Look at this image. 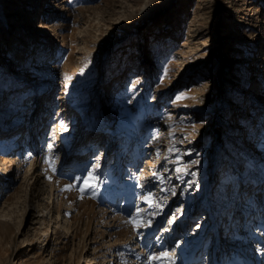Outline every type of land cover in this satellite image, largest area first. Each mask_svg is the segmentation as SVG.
Wrapping results in <instances>:
<instances>
[{"label":"rangeland","instance_id":"rangeland-1","mask_svg":"<svg viewBox=\"0 0 264 264\" xmlns=\"http://www.w3.org/2000/svg\"><path fill=\"white\" fill-rule=\"evenodd\" d=\"M3 21L35 72L0 78L14 80L0 85V114L17 105L25 120L10 133L20 149L0 150V264H28L42 246L39 264H264V0H0V70ZM58 128L66 141L44 169ZM97 163L94 192L66 190Z\"/></svg>","mask_w":264,"mask_h":264},{"label":"bare ground","instance_id":"bare-ground-1","mask_svg":"<svg viewBox=\"0 0 264 264\" xmlns=\"http://www.w3.org/2000/svg\"><path fill=\"white\" fill-rule=\"evenodd\" d=\"M71 2V1H70ZM72 3V2H71ZM6 16V15H5ZM4 17V16H3ZM14 20H16V19H14ZM4 22V24H3V27H2V29H3V34H2V48H1V58H2V62H3V65H2V69L0 70V78H1V76H6V77H10V76H12V74H8L9 73V71L11 70V71H15V74H16V76H12L11 78H17V75H18V77H20V78H23L24 79V81L25 80H27V76L28 75H30L31 77H33L34 76V72H35V69H32V67H31V61L33 60V56H30V55H26V56H28V57H24V50H23V48H21V47H18V46H16L15 44H14V41L13 42H4V39H6V38H9V34H10V27H11V24L9 23V22H7V21H3ZM18 28V27H17ZM19 32H20V29L18 28V30H17V33L19 34ZM16 39H19L18 38V36L16 35ZM23 54V55H22ZM19 55H22L21 56V61H19L18 60V56ZM18 61V63H16ZM18 65V70L16 69V67H17V65ZM6 73V74H5ZM19 74H20V76H19ZM140 76L139 75H137V74H135V73H133L131 76H129L128 78H127V80H129L130 81V85H129V87L130 88H132V89H134V88H139L140 87ZM145 80V79H144ZM11 81H14V80H12V79H9L8 80V84L7 85H4V84H0L1 85V89L2 90H5V87H8V86H10V84H11ZM116 85H120V82L119 81H116L115 82V86ZM34 91H35V96L36 95H38V97L40 98V96L43 94V92L44 91H46V89L45 90H42V88H38V87H34ZM139 95V94H138ZM257 100V99H256ZM256 105H259V104H256ZM17 106V105H16ZM15 105L13 106L14 107V109H9L8 111H7V114H9L8 116H9V118L8 119H5L4 117H3V114H0V118H3L5 121H4V123H1V125H2V127L0 128V131H4V132H2L1 133V135H0V138H6L4 141H2V142H0V150H5L4 148H5V146L7 145V143L10 145V147H9V149L10 150H17V149H20V145L19 144H21V143H19V140L21 139V137L23 136L22 134V136L19 138L18 137V139H17V133L16 134H10V133H13V130H20V128L22 127V125H23V123H24V119H23V114H20L18 111H17V107H16ZM12 107V106H11ZM31 107V106H30ZM233 110H241L240 109V107L239 106H237L236 105V107L233 109ZM122 110H120V112H121ZM108 123V124H107ZM106 124H102L101 123V125L100 124H98V125H96L95 126V129H91V131H100V129H101V131H103L104 130V132L109 128V126L111 125V123L112 122H107ZM43 130V129H42ZM54 130V129H53ZM110 133H111V135H112V138L113 137H117L118 135H119V132L117 131V128H112V129H109L108 130ZM53 132V131H52ZM10 134V135H9ZM52 138V140L50 141L51 143H50V145H48V146H45L44 145V147H46L45 149V151H46V153H44V155H43V164H44V166H42V167H44V169H45V167H47L48 166V162H49V157H50V155H51V152L53 151V148H54V144L53 143H55V142H57V143H60V142H63V143H65V138L63 137V135L61 134V129H57L55 132H54V134H53V136L51 137ZM126 139H127V141L130 139V136L126 133V137H125ZM27 139V138H26ZM29 139V145L27 146V149H26V156H27V158L28 159H26L27 161V164L26 165H28L29 164V167L30 168H28V169H31V168H33L34 166H35V162H34V160H35V158H37L36 157V155L38 154V152H39V150H37V147L35 146V134H34V137H33V133H32V135L28 138ZM24 140V139H23ZM112 141V140H111ZM6 142V144H4ZM43 143L44 142H42V144L41 145H43ZM33 146V147H32ZM39 148V147H38ZM36 149V150H35ZM7 150V149H6ZM34 152V153H33ZM43 153V152H42ZM41 153V154H42ZM2 154V153H1ZM39 156V155H38ZM54 156V155H53ZM137 156V155H136ZM55 157V156H54ZM1 158L2 157H0V160H1ZM42 158V157H41ZM52 158V157H51ZM52 162V161H51ZM55 162H56V160H55ZM54 163V162H53ZM22 165V164H21ZM53 165V164H52ZM23 166V165H22ZM22 166H20L19 167V170H21L22 169ZM24 167H25V165H24ZM26 168V167H25ZM51 168H53V167H51ZM55 168V167H54ZM58 168V167H57ZM52 170V169H51ZM53 171H55V170H53ZM8 173V171H7V169L6 170H1L0 171V184H4L5 182H7V180H6V178H8L7 177V174ZM18 178V177H17ZM183 178V177H182ZM181 180V179H180ZM15 182H16V180H15ZM182 182V181H181ZM228 182H229V180H228ZM262 182V181H261ZM129 184V183H128ZM182 184V183H181ZM133 185V184H132ZM262 185V184H261ZM260 186V185H259ZM52 187H53V185H52ZM262 187H264V184L262 185ZM4 189V188H3ZM12 189V188H11ZM14 191H12L11 193H9V192H7L6 193V195L4 196V197H6V201L5 202H7V201H12V199H14L16 196H17V188H15L14 187V189H13ZM65 189L64 188H60V190L59 191H57V192H60L61 194L63 193V191H64ZM0 194H1V192H0ZM55 193H54V190H53V188L52 189H50V192H48V194H47V197H46V200H50L52 197H53V195H54ZM238 194V193H237ZM231 198V197H230ZM221 201V200H220ZM220 201H218V200H215V201H213L211 204H210V208H209V210L210 211H214L215 212V214H214V212L211 214V217L212 218H217V216H219V213L222 211V210H220L219 208H225V206L224 205H222V202H220ZM47 203H48V201H47ZM238 205H241V204H238ZM50 206L49 205H47V207H46V210L49 208ZM49 210V209H48ZM5 215H8V214H5ZM59 216L60 215H58V218H59ZM206 218V217H205ZM252 218V216L251 215H249V216H247L246 218H245V225H247L248 226V229H252L253 228V226L251 225V223H250V219ZM204 220V219H203ZM212 221V220H211ZM221 223V221H218V223L215 225V228L214 229H216L217 227H218V225ZM246 227V226H245ZM64 228H66V229H69L68 228V223H67V220L66 221H64ZM217 230V229H216ZM165 231V230H164ZM163 231V232H164ZM167 231V230H166ZM172 234H173V232H169L168 233V236H172ZM186 234H184V236H185ZM186 237V236H185ZM169 238V237H168ZM186 239V238H185ZM50 241V239H49V236H48V238L42 243V245L43 244H48V242ZM51 242V241H50ZM180 244H182V242H180ZM51 245V243L49 244V246ZM260 247V246H259ZM175 249H177V248H175ZM174 249V250H175ZM261 249V248H260ZM46 252L47 250H45V249H43V246H42V248H40L39 250H38V252L37 253H31L30 255H29V257L32 259V261L30 262V263H28V264H39V263H41V262H43V263H45L46 262V258H45V256H44V252ZM260 252V251H259ZM123 253V252H122ZM121 253V254H122ZM119 256V255H118ZM123 257V256H122ZM215 257V256H214ZM94 259H96V258H91L89 261L90 262H92L91 264H95V262H94ZM121 259V258H120ZM123 259V258H122ZM256 260H255V262L257 263V264H263V262H262V259H261V257L260 256H258V257H256L255 258ZM58 260V259H57ZM150 260H152V258L150 259ZM122 261V260H121ZM49 262V261H48ZM51 263V262H50ZM97 263V262H96ZM150 263V262H149ZM148 263V264H149ZM213 263V258H208L207 259V264H212ZM48 264V263H47ZM88 264V263H87ZM145 264V263H144ZM254 264V263H253Z\"/></svg>","mask_w":264,"mask_h":264},{"label":"snow or ice","instance_id":"snow-or-ice-1","mask_svg":"<svg viewBox=\"0 0 264 264\" xmlns=\"http://www.w3.org/2000/svg\"><path fill=\"white\" fill-rule=\"evenodd\" d=\"M63 127V125H61ZM99 167V164H95L93 165L91 171H89L86 175L83 176H73L71 177V183H69V185H67L66 190L71 191L73 189H75L76 191H78L79 193H81V199H83V195L86 192H94L95 188L97 186L98 183V178L96 177L95 173L97 168ZM151 196V194H147L145 197L142 198V203L146 206V208L148 209H154L157 207L156 203H153L152 200L149 199V197ZM143 211V209L137 207L136 209V214L137 216L140 214V212ZM155 211H152L150 213L151 216H155ZM148 223H150V220L147 221ZM171 222V221H169ZM128 223H131L133 225V227L136 229L137 232H139L140 228L139 225H137L136 223V217L133 216ZM165 256H167V254H165ZM152 259H157V257H153Z\"/></svg>","mask_w":264,"mask_h":264}]
</instances>
